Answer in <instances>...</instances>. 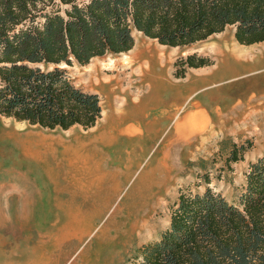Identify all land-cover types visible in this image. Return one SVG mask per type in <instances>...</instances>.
<instances>
[{"label": "trees", "instance_id": "obj_1", "mask_svg": "<svg viewBox=\"0 0 264 264\" xmlns=\"http://www.w3.org/2000/svg\"><path fill=\"white\" fill-rule=\"evenodd\" d=\"M235 25L242 44L264 41V0H0V115L44 128H94L98 93L70 70L106 53H127L135 30L170 47L205 40ZM180 57L176 77L210 65ZM231 143L226 163L251 148ZM181 189L170 225L143 243L130 264H264V155L251 162L234 201L210 186Z\"/></svg>", "mask_w": 264, "mask_h": 264}, {"label": "rangeland", "instance_id": "obj_2", "mask_svg": "<svg viewBox=\"0 0 264 264\" xmlns=\"http://www.w3.org/2000/svg\"><path fill=\"white\" fill-rule=\"evenodd\" d=\"M228 29L236 32L235 25ZM133 34L135 43L143 40L152 45L159 43L137 30ZM208 41L164 49L157 45L162 51L168 52L166 66L157 67L153 59H146L153 69L160 70L163 67L166 70L169 55L172 54L176 70V62L180 57L193 53L200 55V47ZM135 46L136 44L128 53L109 52L94 57L87 65L76 64L70 68L77 86L98 93L101 98L105 111L94 128L74 126L67 130L51 129L0 115V264H35L44 253L50 256L48 264H130V258L143 243L157 238L170 225L171 207L177 201L181 189L203 191L206 185L204 175L208 173L210 186L222 192L230 201H234L242 191L250 163L264 155L263 116L257 115L254 108L250 109L253 116L247 118V122L215 124L211 126L212 130L194 132L188 142H182L183 148H170L167 157H161L166 160V167L169 168L167 179L154 188L147 206L132 210L134 216H138L137 227L133 231H126L130 224L124 219L130 212L129 206L136 199L131 197V193L144 170L159 165L155 161L150 164L152 159L148 155L139 166H135L131 179L116 175V179L110 177L107 181H96L106 186L119 180L123 185L118 196L113 198L111 207L105 208L99 213V218L93 221L94 228L90 233L84 236L63 234L64 226L75 216L71 211L80 207L85 214L89 213L97 206V198L85 199L83 195H75L76 182L72 177L74 169L65 164L58 166V157L45 154L44 160L39 161L29 156L26 153V141L32 136L28 135L66 137L76 146L79 138L89 141L92 135L88 134L103 127L102 123L105 122L109 102L113 99L108 97L109 86H117L118 81L124 83V86L138 88L153 82V78H146L142 82L137 72L132 71L133 65L126 63L133 59L131 57L136 50ZM121 93H124L123 90ZM116 100L123 102L126 99L118 97ZM67 139L65 142L68 145ZM168 141L164 140V146H169ZM247 141H251L252 146L244 153V159L227 164L231 143L247 144ZM127 145L128 137L121 136L119 144L111 150V158L115 163L120 161L119 155L125 157ZM63 149L64 147L60 148ZM165 149L166 147L163 148L164 152ZM82 152L89 154L88 166H98V162L92 164L96 153H92L91 149ZM61 156L59 152V157ZM104 166L106 168L99 164L101 171L96 170V173L109 171L112 176L115 174L112 172H123L111 169L112 165L109 163ZM88 176L96 178L98 175L90 172ZM82 182L84 185L89 184L85 179ZM122 208L124 211L121 212Z\"/></svg>", "mask_w": 264, "mask_h": 264}, {"label": "crops", "instance_id": "obj_3", "mask_svg": "<svg viewBox=\"0 0 264 264\" xmlns=\"http://www.w3.org/2000/svg\"><path fill=\"white\" fill-rule=\"evenodd\" d=\"M230 26L234 25H228L224 31L202 40L209 41L198 52L214 60L210 65L190 67L184 77L178 78L174 74V56L170 54L166 70L160 67L151 75L152 85L130 88L117 81V86H109L108 97L115 99H111L106 112L109 114L124 102V108L135 112L127 116L124 123L120 121L122 127H118L125 129L126 133L119 132L120 128H117L113 142L94 138L95 134L85 142L83 150L91 149L96 153L92 164L98 162L105 167L104 164L109 163L111 169L120 171L130 166L135 172V166H139L148 155L152 159L150 164L155 161L166 165V160L161 157H166L170 148H183L184 141L197 132V125L208 121L207 130H212L211 126L215 124L245 123L253 116L252 108L256 109L257 115L263 116L261 122H264V41L242 44L235 31L228 29ZM157 45L162 49L169 47ZM117 97L126 100L121 102L116 100ZM128 127H131L129 131L132 134L126 131ZM179 128L182 129L179 131ZM121 136L128 137L126 155H119L120 161L115 163L111 150L119 144ZM165 139L169 140L168 147L164 146ZM83 179L87 180L86 177Z\"/></svg>", "mask_w": 264, "mask_h": 264}, {"label": "bare ground", "instance_id": "obj_4", "mask_svg": "<svg viewBox=\"0 0 264 264\" xmlns=\"http://www.w3.org/2000/svg\"><path fill=\"white\" fill-rule=\"evenodd\" d=\"M135 47H136L135 48L136 50H134L133 56L131 57L133 59L130 61H127L126 63H131L133 65L131 67L132 71L137 72V74L142 78V82L146 81L145 80L146 78L151 79V75L154 74V72H156V70L153 69L152 65L149 64L146 57L153 59L156 62L157 67L166 66L165 62L168 59L167 58L168 57L167 51H162L159 47H157V45H155V44L152 45V44L146 43L144 40L138 41V43H136ZM125 55H127V54H125ZM127 57H129V56H127ZM142 82H140V83L144 84ZM150 84L152 85V82L147 83L148 86H150ZM104 111L105 110L103 109V113H104ZM134 112L135 111L131 112L130 110L124 108L123 106L118 107L116 110H115V108H113V111L111 110L109 114H108V112H106L107 116H105V119H104L105 122L102 123L103 127H100L96 130L91 131L88 135L93 136L95 134L94 135L95 137L93 136L94 138H100V139L102 138L104 141L107 139H110V142H113V140H116L113 138V136L116 134L115 132H117V128L122 127L121 124H122V122L124 123L123 120L127 116L133 115ZM120 121H122V122H120ZM190 121L192 122V120H190ZM197 124H198V122H197ZM119 125H120V127H118ZM197 127H198L197 131L198 130L203 131V130L207 129L206 127H208V121L203 123V124H200V126L197 125ZM130 128L131 127H128L126 129V131H129ZM182 128H179V131ZM131 130L133 131V129H131ZM184 130H183V132H184ZM124 131H125V129H123V128L122 129L120 128V130H119V132H124ZM124 133H126V132H124ZM185 134H186V132H185ZM28 136H32L31 138H29L26 141L27 142L26 153L29 156H31V157L39 160V161L44 160L43 156L45 154H52L55 157H58L59 158L58 159L59 160L58 166L65 164L68 166V168L74 169L73 170L74 175L72 177L74 178V181L76 182L75 183V186H76L75 195H83L85 197V199H89L91 197L97 198V200L95 202L97 204V206L94 207V209H91L89 211V213L87 212L85 214L80 207H76L74 210H72L71 213H73L75 216L73 219H71V221L67 225L64 226L65 231H63V234H65L67 236L71 235V234L80 235V236L87 235L94 228L93 221L97 217L99 218V213L104 211L105 208L111 207V204L113 202V198L115 196L116 197L118 196V194L120 193V190L122 189V185H123L122 182H120L119 180H117V182H114L112 184H108L106 186H104L100 183H96V181H107L110 177H111V179H116V175L122 176L121 178L126 177L125 179L129 180V179H131V177L133 175V170H131V167L129 166L123 172H120V174L117 172H112V173H115V174H112V176L110 175L111 172H109V171H107V172L103 171V172L96 173V170H100L99 164H98V166L96 165L95 168L88 166V163H89L88 162V155L89 154H86L83 152L81 153V151H83L84 147L86 146V144H85L86 141H83V139H81V138L78 139V143H77L78 145L76 146L75 144H72L71 142H69V140L66 137L64 139L63 137L53 138V137H44V136H38V135L34 136L32 134H30ZM69 137H71V136H69ZM115 137H117V136H115ZM66 139H67V142L69 143L68 145L65 142ZM188 141L189 140H187V142ZM87 146H88V144H87ZM61 147H64V149L60 150ZM59 152H61V154H62L61 157H59ZM89 159H91V157ZM168 169L169 168H167L165 164L164 165H157V166L152 167L148 170H144V173L140 176L139 182L137 184H135V186H134V192L131 193V197H136V199L134 200V202H132L133 204H131L129 206L130 212H129L128 216L126 218H124L125 220L129 221L128 225L130 224L128 229L126 230L127 232L133 231L137 227V223H138L137 222L138 216L137 215L134 216L135 213L132 210H136L139 207L140 208L145 207L149 204V198L151 196H153L154 188L156 186L162 185L164 179L165 178L167 179L166 176L168 175L167 174ZM90 172H94L98 176L96 178H94V176H88V174ZM84 173H86L85 177L89 183L88 185L87 184L84 185V183L82 182V180H84L82 178ZM96 184H98V185H96ZM122 211H124L123 208L121 209V212ZM84 215H86V216H84ZM125 225H127V224H125ZM105 233H106V231L104 230L103 234L105 235ZM49 261H50V256L47 255V253H44L43 256L41 257V259L35 264H48Z\"/></svg>", "mask_w": 264, "mask_h": 264}]
</instances>
